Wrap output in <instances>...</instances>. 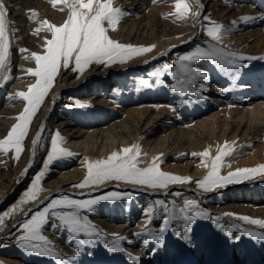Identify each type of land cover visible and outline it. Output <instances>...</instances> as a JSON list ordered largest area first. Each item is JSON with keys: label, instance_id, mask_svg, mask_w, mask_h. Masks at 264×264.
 Here are the masks:
<instances>
[{"label": "rangeland", "instance_id": "374dc122", "mask_svg": "<svg viewBox=\"0 0 264 264\" xmlns=\"http://www.w3.org/2000/svg\"><path fill=\"white\" fill-rule=\"evenodd\" d=\"M3 2L7 7L6 25L9 27V53L5 63L9 62L12 55L15 59L7 67L6 76L11 78L6 81L5 75L0 78V126H3L0 140L6 138L26 107L27 102L17 94L27 92L29 85L38 79L32 74L18 75L19 67L25 66L20 62L24 60L33 63L35 59L32 54H40L42 50L46 54L47 48L42 45V41L52 39L53 33L48 30L45 22L61 26L71 14L69 7L54 4L53 0ZM188 3L189 12L182 20L172 15L176 10L175 0H112L113 7L120 8L124 15L115 28L108 21L104 22L108 36L123 44L152 47V51L124 62L93 63L83 72L74 70V60L68 67L61 64L53 86L33 116L28 133L22 141L23 150L19 159L15 158L14 149L0 153V214L8 212L0 224V264H61V261L65 264H264V242L239 230L264 233L261 226L239 219L246 216L264 220V174H252L240 183L227 184L211 192H205L198 185V181L210 170L207 164L226 143L232 149V155L224 158L225 166L220 170L221 175L237 169L264 165V113L260 114L261 117L252 118L247 110L254 103V98L245 97L249 89L245 86L264 71V52L262 54L257 48H247L249 45L259 44L260 38L256 37L253 43L247 44L251 33H242L238 19L241 20L244 15L239 7L241 3L237 1L235 5L233 0H207V7L202 6L203 9L193 0H188ZM32 12L35 15H31ZM216 24L223 26L219 47L239 57L255 59L240 61L243 66L239 71L227 75L211 60L200 59L192 67L207 73V80L200 78L197 81V84L203 83L204 88L197 87L186 93L175 91L171 85L178 84V80L167 73L176 72L183 79L180 67L175 62L181 54H187L197 47L216 45L217 42L212 41L206 33L207 26ZM21 49L25 51L21 52ZM161 71L165 75H152ZM1 72L2 69L0 74ZM57 77L63 81L60 86L66 80L78 81L80 87L61 90L59 97L54 99L50 97V93L58 83ZM255 83L253 87L256 86ZM249 97H253V94ZM8 104L13 106L12 110L9 109L12 112H7ZM46 104L49 105L47 120L40 114ZM81 104L85 107H80ZM173 107L175 112L172 111ZM241 108L247 109L244 118L236 115ZM211 115L215 117L211 119ZM42 121L50 124L46 131L40 129ZM57 131L62 138L60 146L74 155L53 162L41 181L37 199L21 204L33 178L42 170L51 149V139ZM38 134L40 140L34 144ZM107 136L119 140L106 138ZM77 141H87L88 146H73L72 143ZM104 142L106 147L103 146ZM134 145H138L140 149L138 167L146 168L155 160L161 171L188 177L190 180L183 184H169L166 188H152L124 181H106L99 185L76 187L87 178L89 163L105 160L113 152H122L124 148ZM204 151L209 152V157L192 155ZM113 191L122 196L127 193L132 195L102 201L91 212L82 213L101 232L103 238L80 243L66 230H59L62 223L50 210L47 215L49 225L42 229V235L48 237L54 253L41 255L21 248L18 244L17 237L23 233L18 230L17 225L30 217L33 211L42 209L49 198H59L63 194L73 199H89ZM186 199L197 200L200 208L212 218L196 220L187 236L181 222L173 221L171 229L164 233L162 242L152 239L149 233L159 232L163 212H156L149 223L145 209L149 205L158 207L157 200L166 201L169 208H179ZM64 210L57 209L61 212ZM103 219L106 223L128 225L132 230L114 231L103 224ZM139 220L144 222L142 226H138ZM52 224L56 225L54 229ZM230 229H236L231 232V236L228 235ZM137 233L144 234L136 235ZM55 234L62 236L66 248L61 249L56 245ZM237 236L240 237L238 241L235 239ZM81 239L87 241L86 237ZM114 240L118 241L123 252L109 251ZM132 257L140 259L136 261Z\"/></svg>", "mask_w": 264, "mask_h": 264}, {"label": "snow or ice", "instance_id": "6c2138e0", "mask_svg": "<svg viewBox=\"0 0 264 264\" xmlns=\"http://www.w3.org/2000/svg\"><path fill=\"white\" fill-rule=\"evenodd\" d=\"M53 3H59L69 7L71 14L61 26L45 22L48 30L53 33V38L47 40L46 54H32L38 67L36 69H29L28 71L38 78L37 82L30 86L27 92H19L17 94L27 102L26 107L17 117L18 122L12 126L6 138L0 140V153H7L14 149L16 159H19L23 150L22 141L28 133L33 116L53 86L54 79L59 72L61 64L64 67H68L74 60V70L83 72L85 68L93 63L106 62L113 64L124 62L134 56L152 51V47L123 44L108 36L104 22L108 21L111 27L115 28L119 19L124 15L120 8L113 7L112 0H72L71 3H69V0H53ZM175 7L176 10L172 15H176L182 20L185 19L189 12L188 0H175ZM6 15L7 7L3 0H0V69L5 68V61L9 53ZM31 15H35V13L32 12ZM204 19H207V17ZM222 29L223 26L219 24L207 26V36L212 41H216L217 44L197 47L193 51L179 56L175 63L179 65L181 76L184 78L181 79L178 77L176 72L169 71L167 73L174 80H178V84L171 85L175 91L186 93L189 90H195L197 87L200 89L204 88V84H197V81L200 78L207 80V73L192 67L200 59L206 58L211 60L226 75L239 71L243 66L240 61L255 59L252 57H239L219 47L218 44L222 40ZM20 51L24 52L25 50L21 49ZM152 75L163 76L165 72H154ZM10 78V76H6L4 79L6 81ZM142 83H148V81H142ZM79 106L85 107L83 104ZM172 111L175 112L176 109L173 107ZM39 140L40 136L38 134L34 144ZM61 142L62 138L57 131L51 139V149L47 154L42 170L33 178L31 186L26 190L24 198L20 201L21 204L37 199L41 191V181L53 162L74 155L71 151L61 147ZM192 155L207 158L210 154L208 151H204L203 153H192ZM231 155L232 149L226 143L217 155L211 159V162L207 164V167L210 169L208 174L202 180L198 181L201 189L205 192H211L218 188H223L227 184L240 183L244 179L250 178L252 174H264V165H259L256 168H242L229 172L227 175H221L220 170L225 166L224 158ZM139 158V146L134 145L129 148H124L122 152H113L105 160L91 162L87 165V178L81 184L76 185V187L84 188L88 185L103 184L106 181H124L138 185H149L152 188H166L169 184H183L190 180L188 177H181L161 171L155 160L150 166L140 168L137 166ZM88 195L91 196V193ZM131 195L132 193H127L122 196L119 192L113 191L89 199H73L63 194H60L59 198H49V202L42 209L33 211L30 217L25 218L17 225L18 230H22L23 233L18 235L17 242L21 248L27 249L28 251L37 252L41 255L53 254L54 248L50 246L51 242L48 240V237L42 235V229L46 225H49L47 215L50 210H52V214L57 216L62 223V227L59 230H66L71 236L79 240L80 243L103 238L101 232L82 213L91 212L94 206L102 201L123 199ZM175 195L179 196L180 193H175ZM156 205L158 207L149 205L145 209V214L150 223L156 212H163L159 232L156 234L149 233L151 238L158 242L163 241L164 233L171 229L173 221L181 222V226L187 236V233L191 231V225L196 220L212 218L200 208L199 202L195 199L184 200L183 206L179 208H169L168 203L164 200H157ZM57 209L65 210L61 212L57 211ZM7 215V211L0 214V224L3 223L4 217ZM239 219L264 228V220L246 216L239 217ZM51 227L55 228L56 225L52 224ZM233 230L236 229L229 230V236H231ZM239 230L249 237L264 242V233H257L256 231L245 229ZM143 234L137 233L136 235ZM82 237H86L87 241L81 239ZM235 239L238 241L240 237L237 236ZM36 241L42 243H34ZM145 243H147V240H145ZM109 251L123 252L124 249L118 245V241L114 240ZM132 259L138 261L140 258L132 257ZM61 264H65V262L61 261Z\"/></svg>", "mask_w": 264, "mask_h": 264}, {"label": "bare ground", "instance_id": "6f19581e", "mask_svg": "<svg viewBox=\"0 0 264 264\" xmlns=\"http://www.w3.org/2000/svg\"><path fill=\"white\" fill-rule=\"evenodd\" d=\"M194 1V3L195 4H199L198 6H199V8L201 9L202 8V6H205V8L207 7V0H193ZM234 1V4L235 5H237L236 4V1L237 2H239V3H241V5H239V7H240V9H242L243 11H242V15H244L243 17L244 18H242L241 20H239L238 19V22L240 21V26H241V28H242V30H243V34H248V33H251V34H249L250 35V37L248 38V41H247V44L249 45V44H251V43H253V39L254 38H256V37H258V38H260V39H258V40H260L261 41V43H260V41H258V43L259 44H257V45H255V46H252V45H249L247 48L248 49H251L252 47L253 48H257V50H258V52L259 53H262L263 54V52H264V0H233ZM208 5H209V2H208ZM211 7V6H210ZM228 8H230V7H228ZM199 9V10H200ZM203 9V8H202ZM239 9V10H240ZM228 11V10H227ZM228 14V13H227ZM6 17H7V15H6ZM246 18H251V19H246ZM235 23V22H234ZM233 24V23H232ZM239 24V23H238ZM192 27V26H191ZM246 27V28H245ZM251 27H253L251 30H247L248 28H251ZM6 28H7V31L9 30V27H8V25H6ZM190 28V27H189ZM193 29V28H192ZM234 30V29H233ZM238 30V29H237ZM191 31V30H190ZM194 34V33H193ZM191 35V34H190ZM231 35V34H230ZM188 39H190V37L188 38ZM231 39V38H230ZM237 39H239V37H237ZM45 41H42V45L46 48V43H47V39H44ZM229 40V39H228ZM189 41V40H188ZM204 41V40H203ZM202 41V42H203ZM233 42V41H232ZM244 42V41H243ZM41 44V43H40ZM233 45V44H232ZM240 46V45H239ZM242 47V46H241ZM245 49V48H244ZM168 50V49H167ZM244 51V50H243ZM242 51V52H243ZM246 51V50H245ZM250 51V50H249ZM251 51H253V50H251ZM43 50L40 52V55H44L43 54ZM248 52V51H247ZM12 53V52H11ZM240 53V52H239ZM18 54V53H17ZM167 54V53H166ZM255 54V53H254ZM164 56V55H163ZM162 56V57H163ZM172 56V55H171ZM242 56V55H241ZM161 57V56H160ZM243 57V56H242ZM9 62L11 61V60H13V59H15V56L14 55H12V57H9ZM165 59V58H164ZM174 59V58H173ZM163 60V59H162ZM171 60V59H170ZM15 61V60H14ZM248 61V60H247ZM8 61L5 63V68L4 69H2V72H1V74H0V78H2L4 75L6 76L7 74H8V72H7V70H8V63H9ZM20 63H22V64H24L25 66H21V67H19V69H18V75H24V74H30L31 75V73L28 71L29 69H36L37 67H38V65H37V63H36V61H34L33 63H31V62H27V61H24V60H22V62H20ZM20 65V64H19ZM63 67V66H62ZM198 67V66H197ZM9 69H10V67H9ZM99 69V68H98ZM12 70V69H11ZM10 70V71H11ZM17 70V69H16ZM96 70V69H95ZM94 70V71H95ZM203 71V70H202ZM11 73V72H10ZM88 73V72H87ZM90 73V72H89ZM95 73V72H94ZM62 74V73H61ZM60 74V75H61ZM71 74H73V73H71ZM98 74V73H97ZM137 74V73H136ZM64 75V74H63ZM69 75H70V73H69ZM13 76V75H12ZM87 76V75H86ZM18 77V76H17ZM60 77H57L56 78V81H57V79H58V83L56 84V86H54L55 87V89L50 93V97H52V98H54V99H56V98H58L59 97V94H60V92H62L61 90H64V89H68V88H73V89H76V88H78V87H80V83L78 82V81H64V83L62 84V86H60V82L62 81V80H60L59 79ZM88 78V77H87ZM19 79V78H18ZM84 80H85V77L83 78ZM82 79V80H83ZM113 81V80H112ZM63 82V81H62ZM254 82H256L255 84H256V86L255 87H253V84H254ZM83 83V82H82ZM34 84H36V82H34L33 84H31V85H29V86H32V85H34ZM106 85H107V83H105ZM103 85V84H102ZM217 85V84H216ZM19 86V85H18ZM91 86V85H90ZM97 86V85H96ZM108 86V85H107ZM211 86V85H210ZM209 86V87H210ZM218 86V85H217ZM216 86V87H217ZM17 87V86H16ZM16 87H15V89H16ZM207 87V86H206ZM219 87V86H218ZM245 87H247V88H249L247 91H248V94H245V97L247 96L248 98L247 99H253L254 98V100H252L254 103H252L251 105L252 106H250L249 107V110H247L246 108H241V109H239L238 110V112L236 113V115L237 116H239L240 118L242 117V118H244V116H245V114H246V110H247V112L249 113V115L252 117V118H257V117H259L260 116V114H262V113H264V96H263V98H261L262 97V95H264V71L263 72H261L260 73V75L258 76V77H256V78H253L252 79V81L250 82V84H248V85H246ZM250 88H251V90H250ZM102 89V88H101ZM107 89H108V87H107ZM206 89H208V88H206ZM211 89V88H210ZM230 89V88H229ZM258 89V90H257ZM96 90V89H95ZM109 90V89H108ZM209 90V89H208ZM224 90V89H223ZM228 90V89H227ZM14 91V90H13ZM236 91V90H235ZM234 92V91H233ZM250 92V93H249ZM226 93V92H225ZM236 93V92H235ZM246 93V92H245ZM260 93V94H259ZM223 94V93H222ZM251 94H253V97H249V95H251ZM97 95V94H96ZM109 96H110V94H108ZM210 96V95H209ZM213 96V95H212ZM231 96V95H230ZM13 97V96H12ZM90 97V96H89ZM94 97V96H93ZM111 97V96H110ZM203 97V96H202ZM218 97V96H217ZM244 97V98H245ZM51 98V99H52ZM220 98V97H219ZM226 98V97H225ZM97 99V98H96ZM101 99H103V97L101 98ZM101 99H99V100H101ZM106 99V98H105ZM47 100V99H46ZM45 100V101H46ZM86 100V99H85ZM91 100V99H90ZM108 100V99H107ZM114 100V99H113ZM211 100V99H210ZM218 100V99H217ZM222 100V99H221ZM9 101V100H8ZM95 101H97V100H95ZM106 101V100H105ZM112 101V100H111ZM115 101V100H114ZM209 101V100H208ZM215 101V100H214ZM219 101V100H218ZM229 101V100H228ZM243 101V100H242ZM247 101V100H246ZM47 102V101H46ZM85 102H87V101H85ZM91 102V101H90ZM109 102V101H108ZM221 102V101H220ZM45 103V102H44ZM101 103V102H100ZM161 103V102H160ZM163 103V102H162ZM214 103V102H213ZM216 103V102H215ZM104 104V103H103ZM113 104H115V103H113ZM158 105V104H157ZM167 105V104H166ZM218 105V104H217ZM130 106V105H129ZM137 106V105H136ZM136 106H135V108H136ZM237 106V105H236ZM238 106H240V105H238ZM245 106V105H244ZM243 106V107H244ZM7 108H8V111L7 112H9V111H11L12 109L11 108H13V106H11V105H7L6 106ZM94 107V106H93ZM120 107H122V106H120ZM148 107V106H147ZM150 107V106H149ZM158 107V106H157ZM160 107V106H159ZM165 107V106H164ZM234 107V106H233ZM6 108V109H7ZM51 108V107H50ZM127 108V107H126ZM128 108H131V107H128ZM146 108V107H145ZM228 108V107H227ZM231 108V107H230ZM235 108H237V107H235ZM9 109H11V110H9ZM17 109V108H16ZM119 109V108H118ZM152 109V108H151ZM168 109V108H167ZM224 109V108H223ZM98 110V109H97ZM102 110V109H101ZM124 110V109H123ZM150 110V109H149ZM148 110V111H149ZM157 110V109H156ZM229 110V109H228ZM227 110V111H228ZM139 111V110H138ZM153 111H154V109H153ZM166 111V110H165ZM168 111V110H167ZM232 111V110H231ZM236 111V110H235ZM12 112V111H11ZM92 112V111H91ZM95 112V111H94ZM147 112V111H146ZM221 112H224V111H221ZM230 112V111H229ZM234 112V111H233ZM136 113V112H135ZM220 113V112H219ZM226 113V112H225ZM41 115H42V118L43 119H45V120H47L48 118H49V105L48 104H46V106L42 109V111H41V113H40ZM39 114V115H40ZM95 114V113H94ZM138 114H139V112H138ZM143 114V113H142ZM147 114H148V112H147ZM152 114V113H151ZM169 114V113H168ZM176 114V113H175ZM211 114V113H210ZM209 114V115H210ZM235 114V113H234ZM2 115V114H1ZM6 115V114H5ZM132 115V114H131ZM216 116L218 115V114H215ZM215 115L213 116V115H211V119L212 118H214L215 117ZM229 115V114H228ZM7 116V115H6ZM10 116V115H9ZM101 116V115H100ZM128 116V115H127ZM142 116V115H141ZM162 116V115H161ZM160 116V117H161ZM213 116V117H212ZM106 117V116H105ZM138 117H139V115H138ZM138 117H136V118H138ZM142 117H144V116H142ZM148 117V116H147ZM234 117V116H233ZM261 117V116H260ZM264 117V116H263ZM96 118V117H95ZM132 119L134 118V116L133 117H131ZM156 118V117H155ZM228 118H229V116H228ZM238 118V117H237ZM239 118V119H240ZM246 118V117H245ZM249 118V117H248ZM126 119V118H125ZM124 119V120H125ZM142 119V118H141ZM160 119V118H159ZM158 119V120H159ZM203 118H201V120H202ZM209 119V118H208ZM234 119H236V118H234ZM238 119V120H239ZM251 119V118H250ZM249 119V120H250ZM80 120V119H79ZM91 120H93V119H91ZM97 120V119H96ZM103 120V122H104V119H102ZM205 120V119H204ZM206 120H207V118H206ZM205 120V121H206ZM258 120V119H257ZM137 121V120H136ZM254 121V120H253ZM6 122V121H5ZM82 122V121H81ZM119 122V121H118ZM125 122V121H124ZM127 122V121H126ZM241 122V121H240ZM3 123H4V121H3ZM86 123V122H85ZM120 123V122H119ZM129 123V122H128ZM219 123V122H218ZM258 123V122H257ZM72 124V123H71ZM77 124V123H76ZM93 124H95V123H93ZM102 124H104V123H102ZM114 124V123H113ZM134 124V123H133ZM196 123H194V125H195ZM198 124V123H197ZM201 124V123H200ZM200 124H199V126H200ZM3 125H5V124H3ZM79 125H81V124H79ZM78 125V126H79ZM107 125V124H106ZM110 125L111 124H109V127H110ZM120 125V124H119ZM151 125V124H150ZM204 125V124H203ZM222 125V124H221ZM41 127H40V129H41V131H46L47 130V128L50 126V124H48V123H46V121H45V123H44V121H42V124L40 125ZM63 126H64V124H63ZM82 126V125H81ZM121 126V125H120ZM131 126V125H130ZM133 126V125H132ZM7 127V126H6ZM196 127V126H195ZM204 127V126H203ZM74 128V127H73ZM76 128V127H75ZM103 128V127H102ZM101 128V129H102ZM122 128V127H121ZM133 128V127H132ZM135 128H137V127H135ZM2 129H3V126H0V133H1V131H2ZM125 129V128H124ZM129 129V128H128ZM130 129H131V127H130ZM129 129V130H130ZM198 129H200V128H198ZM68 130H70V129H68ZM104 130V129H103ZM151 130V129H150ZM94 131V130H93ZM123 131V130H122ZM64 132V131H63ZM80 132V131H79ZM78 132V133H79ZM83 132V131H82ZM86 132V131H85ZM92 132V131H91ZM98 132H99V130H98ZM101 132V131H100ZM104 132V131H103ZM124 132V131H123ZM125 132H126V130H125ZM132 132V131H131ZM136 132V131H135ZM138 132V131H137ZM71 133V132H70ZM69 133V134H70ZM73 134H75L76 133V131L75 132H72ZM77 133V134H78ZM95 133V132H94ZM118 133H120V130H119V132ZM123 134V133H122ZM131 134V133H130ZM97 135V134H96ZM104 135V134H103ZM120 135V134H119ZM134 135V134H133ZM77 136V135H76ZM99 136H101L100 134H99ZM115 136H116V134H115ZM109 137V139H113V140H119V139H114V138H111L110 136H107L106 138H108ZM77 138V137H76ZM92 139V138H91ZM97 139V138H96ZM140 139H142V137L140 138ZM98 140V139H97ZM144 140V139H143ZM154 141V140H153ZM149 142H150V140H149ZM151 142H152V140H151ZM73 144V146H75V147H79L80 145H81V147H79V148H82V146L83 147H85V146H88V142L87 141H83V142H75V143H72ZM84 144V145H83ZM142 144V143H141ZM146 144V143H145ZM106 143L104 142V144H103V146H105L106 147ZM100 147V146H99ZM101 148V147H100ZM86 150H88V148L86 149ZM103 154V153H102ZM83 160V159H82ZM8 170V169H7ZM63 183V182H62ZM64 184V183H63ZM65 185H67L66 183H65ZM221 209H223V208H221ZM222 211V210H221ZM220 211V212H221ZM215 212V211H214ZM100 221V220H99ZM102 222L104 221V219L103 220H101ZM117 223V222H116ZM139 225L138 226H142V224H144V222H142L141 220H139ZM103 224L104 225H106L108 228H110V229H112V230H114V231H123V230H126L127 232L129 231V230H132V228H129V226L128 225H125V224H112V223H106L105 221L103 222ZM135 228V227H134ZM54 229V228H53ZM57 230V229H56ZM135 231V230H134ZM54 232H56V231H54ZM63 233V232H62ZM135 234V233H134ZM130 235V234H129ZM132 235V234H131ZM54 237H55V242H56V245L57 246H60L61 247V249H64V247L66 248V243H65V241L63 240V238H62V236H60V235H58V234H55L54 235ZM70 243V242H69ZM69 245V244H68ZM134 250V249H133ZM63 251V250H62ZM72 252V251H71ZM67 253V252H66ZM69 253V252H68Z\"/></svg>", "mask_w": 264, "mask_h": 264}]
</instances>
